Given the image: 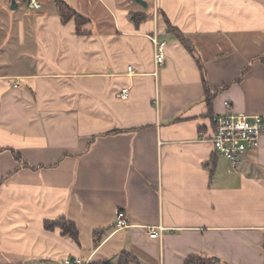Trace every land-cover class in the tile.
I'll use <instances>...</instances> for the list:
<instances>
[{"label": "crops", "instance_id": "0c3cea01", "mask_svg": "<svg viewBox=\"0 0 264 264\" xmlns=\"http://www.w3.org/2000/svg\"><path fill=\"white\" fill-rule=\"evenodd\" d=\"M36 1L0 0V264H264V137L237 168L201 139L225 102L264 114V0H63L86 34Z\"/></svg>", "mask_w": 264, "mask_h": 264}, {"label": "built area", "instance_id": "2783aa9c", "mask_svg": "<svg viewBox=\"0 0 264 264\" xmlns=\"http://www.w3.org/2000/svg\"><path fill=\"white\" fill-rule=\"evenodd\" d=\"M31 5L40 8L41 4L31 0ZM155 4V8H156ZM156 11V9H155ZM155 47V62L162 66L166 62L165 48L167 42L160 39L156 34L152 37ZM131 67L129 70L131 71ZM19 87V83H15ZM127 89H123L119 96L126 97ZM227 110L214 117V132L211 135L201 134V139L213 143L217 153L229 159L231 166L237 168L244 156L250 150L258 149L264 137V114H246L235 112L231 109L230 103L225 102ZM116 223L118 227L126 225V214L119 211ZM164 227L157 226L149 229V235L153 238L161 237ZM67 264H83L80 259L65 261Z\"/></svg>", "mask_w": 264, "mask_h": 264}, {"label": "trees", "instance_id": "16d2710c", "mask_svg": "<svg viewBox=\"0 0 264 264\" xmlns=\"http://www.w3.org/2000/svg\"><path fill=\"white\" fill-rule=\"evenodd\" d=\"M56 7L58 12L60 13L62 20L64 22H68L70 20H74L77 27V32L79 34H86L87 31L83 29V25L89 21V18L85 17L78 11H76L73 7H71L68 3L63 0L56 1ZM132 18L136 22H140L145 18V16L141 13H132ZM166 23L168 26V30L170 32L175 33L177 38L185 45V47L194 52V48L189 39L186 38L185 34L181 32L177 27L173 26L169 20L166 18ZM45 228L48 230H57L61 229L62 234L68 235L74 238L79 242V230L74 222L69 220L66 217H59L54 220H45ZM218 258L214 256H206L201 254H190L187 256L183 264H218ZM87 264H141L138 260L137 256L129 251H121L115 260L106 259V260H91Z\"/></svg>", "mask_w": 264, "mask_h": 264}, {"label": "water", "instance_id": "95a60500", "mask_svg": "<svg viewBox=\"0 0 264 264\" xmlns=\"http://www.w3.org/2000/svg\"><path fill=\"white\" fill-rule=\"evenodd\" d=\"M135 1H137V2H139V3H141V4H143L145 7H147V2H146V0H135ZM12 7H13V8H16V7H17V4L15 3V1H13Z\"/></svg>", "mask_w": 264, "mask_h": 264}]
</instances>
